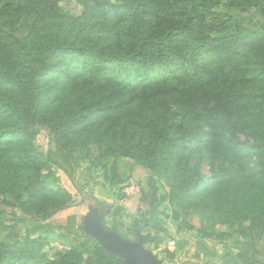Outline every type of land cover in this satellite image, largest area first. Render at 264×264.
I'll use <instances>...</instances> for the list:
<instances>
[{"label":"trees","instance_id":"trees-1","mask_svg":"<svg viewBox=\"0 0 264 264\" xmlns=\"http://www.w3.org/2000/svg\"><path fill=\"white\" fill-rule=\"evenodd\" d=\"M73 1L77 13L0 0V204L14 220H0V264H126L82 222L41 225L74 203L55 171L83 164L119 196L145 167L128 226L144 247L162 215L219 241L230 264H264V0Z\"/></svg>","mask_w":264,"mask_h":264},{"label":"rangeland","instance_id":"rangeland-1","mask_svg":"<svg viewBox=\"0 0 264 264\" xmlns=\"http://www.w3.org/2000/svg\"><path fill=\"white\" fill-rule=\"evenodd\" d=\"M60 5L63 9L74 11L77 13L81 6L77 5L73 0H61ZM44 129L37 132V143L45 150L48 146L47 136ZM123 168V167H122ZM207 170V168H205ZM205 170V171H206ZM131 177L124 184L122 196H119L116 190L106 187L100 176V172L94 171L90 164H83L71 177L62 171H55L57 182L65 188L73 197L74 203L69 207L58 211L47 222L41 225H48L57 228L58 231L70 230L71 226H76L84 221H95L101 217L107 226L116 231L119 236L129 242H135L138 236L134 235L128 226L135 217H138L145 208L139 200L140 190L146 188L147 170L140 164H133L130 170ZM159 190H165V183L162 179L158 180ZM163 212L169 213L170 207L164 203L161 208ZM9 207L0 204V217L3 226L12 227L14 220H11ZM21 215L20 211H16ZM163 219L165 232L158 233L157 243L149 241L145 248L154 256H156L161 264H230V256L223 257L224 248L216 239H199L195 230H177V223L170 218ZM203 218V220H202ZM193 224L198 226L207 221L205 217L193 215ZM24 229L28 226L32 229L33 222L29 220L27 225L20 224ZM216 228L223 229L222 224H216ZM74 228V227H73ZM75 230V228H74ZM3 231V232H2ZM8 230H1L0 237ZM86 231V230H85ZM153 233L152 230H149ZM75 233V232H74ZM77 234L61 238L65 247L77 243ZM230 239L224 238L225 243H230ZM173 242L174 246L170 243ZM264 242V239H263ZM60 241L51 240V244L47 246L50 252L60 247Z\"/></svg>","mask_w":264,"mask_h":264},{"label":"water","instance_id":"water-1","mask_svg":"<svg viewBox=\"0 0 264 264\" xmlns=\"http://www.w3.org/2000/svg\"><path fill=\"white\" fill-rule=\"evenodd\" d=\"M101 217L95 221H84L85 230L97 238L108 251L123 258L126 264H161L160 260L144 247V235L137 231L138 239L129 242L116 233L106 231L101 225Z\"/></svg>","mask_w":264,"mask_h":264},{"label":"built area","instance_id":"built-area-1","mask_svg":"<svg viewBox=\"0 0 264 264\" xmlns=\"http://www.w3.org/2000/svg\"><path fill=\"white\" fill-rule=\"evenodd\" d=\"M170 244H171L172 246H174V243H173V242H171Z\"/></svg>","mask_w":264,"mask_h":264}]
</instances>
